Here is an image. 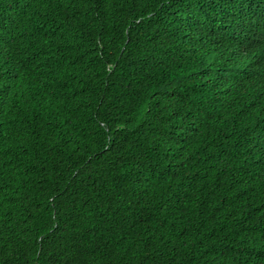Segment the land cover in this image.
Segmentation results:
<instances>
[{"label":"trees","instance_id":"1","mask_svg":"<svg viewBox=\"0 0 264 264\" xmlns=\"http://www.w3.org/2000/svg\"><path fill=\"white\" fill-rule=\"evenodd\" d=\"M0 264H264V0H0Z\"/></svg>","mask_w":264,"mask_h":264},{"label":"bare ground","instance_id":"2","mask_svg":"<svg viewBox=\"0 0 264 264\" xmlns=\"http://www.w3.org/2000/svg\"><path fill=\"white\" fill-rule=\"evenodd\" d=\"M250 41V40H249ZM252 42V41H251Z\"/></svg>","mask_w":264,"mask_h":264}]
</instances>
